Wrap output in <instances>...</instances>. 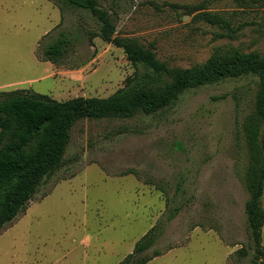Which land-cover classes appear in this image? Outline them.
<instances>
[{
    "label": "rangeland",
    "instance_id": "obj_1",
    "mask_svg": "<svg viewBox=\"0 0 264 264\" xmlns=\"http://www.w3.org/2000/svg\"><path fill=\"white\" fill-rule=\"evenodd\" d=\"M100 3L116 34L153 47L171 66L203 63L218 50L264 54V0ZM202 11L220 13L230 26L197 17ZM62 30L71 39L65 58L38 56ZM98 30L87 10L66 8L62 19L52 0H0V90L58 100L113 94L136 68L123 48L92 36ZM257 80L186 90L152 115L80 119L65 165L0 230V264H119L154 226L159 236L145 253H162L146 264H250L253 251H238L248 242L243 121L255 110ZM129 168L137 174L122 175Z\"/></svg>",
    "mask_w": 264,
    "mask_h": 264
},
{
    "label": "trees",
    "instance_id": "obj_2",
    "mask_svg": "<svg viewBox=\"0 0 264 264\" xmlns=\"http://www.w3.org/2000/svg\"><path fill=\"white\" fill-rule=\"evenodd\" d=\"M52 1L60 8L62 19L66 8L89 11L99 23V30L93 31L92 36L123 48L136 70L127 77L123 87L107 97L80 95L58 100L26 89L0 90V230L25 212L44 179L65 165L71 132L80 119L152 115L175 104L186 90L228 78L255 75L258 79L255 110L243 121L249 152L245 177L249 191L245 203L248 242L238 252L245 256L253 251L250 264H264V54L239 49L218 50L203 63L171 66L158 58L153 47L137 38L116 34L115 20L100 0ZM236 1L245 4L258 0ZM197 17L212 24L230 26L217 12L202 11ZM70 44L68 33L62 30L57 38L42 42L43 47L37 53L44 60L60 63ZM137 172L129 168L122 175ZM158 187L166 193L164 188ZM156 228L152 227L119 264H146L160 255V249L145 253L157 241Z\"/></svg>",
    "mask_w": 264,
    "mask_h": 264
}]
</instances>
